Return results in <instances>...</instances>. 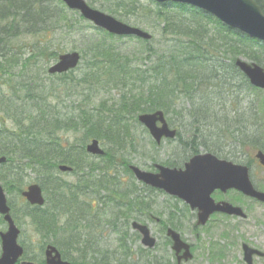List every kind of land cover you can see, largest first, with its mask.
Masks as SVG:
<instances>
[{"label": "trees", "instance_id": "obj_1", "mask_svg": "<svg viewBox=\"0 0 264 264\" xmlns=\"http://www.w3.org/2000/svg\"><path fill=\"white\" fill-rule=\"evenodd\" d=\"M253 1L264 13V0ZM150 2L155 7L144 6L140 0H117L115 7L107 10L120 18L131 14L140 21L154 19L163 25L161 38L158 44L153 36L150 41L136 40L142 42L143 53L140 58L134 55V61L122 56L106 39H91L80 51L81 63L86 65L81 82L90 95L109 88L118 89L120 99L116 105L101 103L92 110L79 109L77 116L72 117L58 109L60 101L55 98V88L67 91L66 80L74 78V70L54 75L56 83L46 91L39 76L28 70L37 55L32 53L22 58L17 51L23 39L42 38L51 30L50 26L63 23L67 19L64 5L60 0H0V86L3 87L0 88V157L6 158L0 165V182L9 196L11 215L20 228L24 259L28 261L44 264L31 251L33 240L30 234L26 235V228L39 237L40 253L45 244L51 243L71 264L79 261L92 264L93 258L96 264L100 263L95 257L93 240L97 226L95 208L85 202L87 190L91 189L99 198L97 192L101 190L122 197L121 191L116 192L121 188L114 175V161L121 160L124 172L130 175L125 155L128 149L137 153L140 146L133 132L140 113L161 110L175 128L170 114L181 102L190 105L185 117L188 122L181 124L187 132L186 139L178 135L179 152L171 156L181 160L177 164L199 152L218 155L232 146L264 151V126L260 119L262 113L259 114L262 107L257 108L256 101H247L249 94L245 89L252 87L234 66V60L240 57L264 68V44L192 7ZM100 8H104L102 4ZM39 55L54 61L58 56L56 52L47 54L44 50ZM27 102H30L28 106ZM6 120L11 121L12 128L5 125ZM69 132L77 135L74 143L65 137ZM93 139L106 146L103 157L94 158L85 153V144ZM151 145L156 148L153 142ZM150 159L156 161L153 156ZM252 162L250 159L246 164L249 166ZM60 164L73 168L70 175L76 177L75 183L59 178ZM162 164L175 166L176 163L167 160ZM28 173L35 175V183L42 188L43 207L30 206L20 197L28 183ZM135 205L144 203L138 204L133 198L131 209ZM167 215L162 232L167 225L175 227L172 223L177 219L175 214ZM0 224H4L1 216ZM120 248L126 255L128 248L124 239H120ZM139 253L142 259L147 255L145 250ZM104 263L108 264L109 260ZM150 263L172 264L160 255H151L142 262Z\"/></svg>", "mask_w": 264, "mask_h": 264}, {"label": "rangeland", "instance_id": "obj_2", "mask_svg": "<svg viewBox=\"0 0 264 264\" xmlns=\"http://www.w3.org/2000/svg\"><path fill=\"white\" fill-rule=\"evenodd\" d=\"M127 1L128 0H125V2ZM85 2L92 8L111 15L107 10L114 8L117 0H110V2H105V0H85ZM140 2L144 6L155 7L150 0H140ZM101 4L104 7L103 9L100 8ZM63 13L66 14L65 16L67 17L63 23L61 22L57 27L50 26L49 29L51 30L47 31L42 38L23 39L20 44L21 48H17V51L19 50V53L22 54V58H27L32 53L37 55L35 60L28 66V70H31L32 74L39 76V81L42 82L46 91L51 89L53 83H56V78L47 74L48 67L55 61L51 57L39 55V52L42 50L47 54L56 52L57 55L73 51L80 53L81 50L88 46L91 39L104 38L111 42L113 47L120 52L122 56H127L132 59V61H134V55H136V58L141 57L143 53L142 42L123 37H114L112 40L108 39L102 32L94 28L92 24L84 20L81 21L78 14L67 8L63 10ZM111 16L117 20L126 21L124 23L128 25L138 27L148 32L154 37L156 44L159 43L163 25L158 24L154 19L144 20L143 18V21L142 19L140 21L131 14L126 15V17L122 16L121 18L118 15L112 14ZM68 28H70V30H68ZM35 42H40V44H36ZM85 69L86 65L82 61L80 69H76L73 72L74 78L66 80L68 84L67 91L60 87L55 88V98L57 97L60 101L58 109L61 113L76 117L79 109L92 110L93 108H98L101 103L104 106L116 105L119 103L121 91L115 88L100 90L94 95H90L85 84L81 82L82 75L86 72ZM48 77L50 79H48ZM0 88L3 89L1 86ZM245 92L249 94L247 99L249 103L256 101L258 102L257 108H259V105L262 107L259 114L262 113L260 119L261 124L264 126V91L246 88ZM52 100V98H49L48 101L53 102ZM29 104L30 102H27L26 106ZM189 107L190 105L188 103L181 102L172 114H170L172 118L171 121L176 126L183 140L186 139L187 132L184 130L185 127L181 124L184 125L188 122L185 117L189 112ZM5 125L8 128H12L10 120H6ZM133 132L140 142V146L137 153L128 149L125 158L129 164L135 165L141 170L153 171L154 164H162L164 161H167L169 155L174 153L178 148V143L167 141L163 142L159 148H153L151 145V138L142 127L136 124H134ZM76 136L75 133L69 132L66 133L65 137L69 138V143H74ZM101 147L106 149V146L103 144ZM257 150L260 149L244 147L240 150L232 146L229 149H225L223 152L220 151L216 156L218 158H223L224 156L228 158L230 156L228 159H233L234 162L240 164L247 163L250 159H253V162L249 165L250 180L257 190L264 192V168L259 166L254 159V154ZM228 151L231 152V155L227 154ZM151 156L155 158V162L150 159ZM94 161L97 160L94 159ZM121 162L122 161L118 159L114 161V167H116L114 175L120 181L118 188H121V190H116V192L121 191L120 196L123 197V194H125V199L134 198L138 204L142 201L144 205H135V209H119L116 211L113 205H111L112 202H110V200L107 201L105 207L101 208L100 202L97 204V201H95V194L90 193L87 196L88 201L94 200L95 209H93V214L95 215L97 226L96 230H94L95 235L93 240L95 242V256L97 259L101 260L100 256L103 255L106 260H109L108 264H142V262L149 259V254L145 255L143 259L139 257V252L143 247L140 244V238L136 236L135 232H133L130 227L132 221H138L146 224L152 236L157 239L158 247L151 251L152 255L164 256L168 261L174 264L175 259L170 245L166 243L167 239L165 233L162 232V224H166L168 219L167 214L169 212H175L177 219L173 220L172 223L183 239L192 248V259L188 262H182V264H245L241 248L243 243L251 248L264 251V204L246 197H240L237 193L234 197L236 205L244 210L246 214L245 219L215 216L210 218L206 225L202 227L196 226L197 228H195L196 220L193 219L190 210L185 209L182 202H178L174 200V198L157 190L146 189L145 186L138 183L132 175H128L124 172V166ZM58 176L69 184L76 182L74 176L64 174H59ZM27 182L26 186L35 182V175L33 173H28ZM107 193H109V191H107ZM97 195H100V192H97ZM110 196L111 193H109L108 199H112ZM117 196L116 194L113 195L114 199H117ZM231 196H234V194H231ZM7 197L9 196L7 195ZM14 200L15 203L18 204V200ZM175 207L181 211L175 210ZM96 209L98 210L96 211ZM99 211L100 213H97ZM117 212L124 215L125 218L118 217ZM115 215H117V217H115ZM3 230H5V224H0V231ZM88 233L93 234V231H89ZM29 234L33 240L32 246H34L31 251L38 258H43V254L39 251V237L34 236L30 228H26V235ZM120 239H124L126 247L128 248L126 255L124 249L120 248ZM91 260L93 261L92 264H96L95 258ZM78 264L83 263L79 261ZM253 264H264V259L254 257Z\"/></svg>", "mask_w": 264, "mask_h": 264}, {"label": "water", "instance_id": "obj_3", "mask_svg": "<svg viewBox=\"0 0 264 264\" xmlns=\"http://www.w3.org/2000/svg\"><path fill=\"white\" fill-rule=\"evenodd\" d=\"M69 10L77 11L85 20L95 27L117 36H133L142 40H150L147 32L126 25L112 16L95 10L87 5L84 0H60ZM159 4L172 2L185 4L197 8L220 21L227 27L234 29L248 37L264 43V13L253 0H154ZM80 62L77 52H69L58 56L57 62L48 68V73L63 74L75 69ZM235 66L247 78L249 84L255 88L264 90V69L257 64L248 63L237 59ZM138 122L149 132L156 144L162 139H172L176 131L170 129L166 123L162 111L140 114ZM159 124V125H158ZM86 152L94 156L104 155L97 140H92L86 145ZM255 158L264 166V154L257 152ZM6 160L0 157V164ZM59 171L70 172L71 168L59 165ZM157 172H147L136 166H130L129 170L138 182L165 194L176 197L186 203L191 210L197 211V225H204L209 216L214 212L234 215L244 218L245 215L239 207L226 202L215 203L211 194L215 190L225 192L234 189L243 195L264 203V193L255 190L249 180L248 168L243 165H235L230 161L221 160L211 154H199L193 156L184 169L168 168L155 165ZM26 202L32 206H42L44 199L38 184H30L21 192ZM0 215L6 223V231L0 232L1 254L0 264H16L23 255V248L18 243L19 229L10 213L6 194L0 184ZM132 228L137 231L143 247L153 249L156 239L150 235V231L144 225L132 223ZM166 237L172 242L171 250L176 256V264L188 261L192 258L190 247L182 241L180 235L167 229ZM243 257L246 264H252L253 255L264 257V253L242 246ZM182 254L180 255V253ZM46 264H70L63 261L57 249L51 245L45 248ZM21 264H33L21 262Z\"/></svg>", "mask_w": 264, "mask_h": 264}, {"label": "flooded vegetation", "instance_id": "obj_4", "mask_svg": "<svg viewBox=\"0 0 264 264\" xmlns=\"http://www.w3.org/2000/svg\"><path fill=\"white\" fill-rule=\"evenodd\" d=\"M183 150H184V147L182 146V154L181 155H183ZM181 161V160H180ZM186 161H188V160H185L184 162H182L180 165H176V167L179 169V168H182L183 167V164L186 162ZM171 167H174V166H171ZM262 168H264V167H262ZM90 191H92L91 189H88L87 190V193H89ZM91 193V192H90ZM89 193V194H90ZM100 193H101V198H100V205H101V207H105V205L107 204V201L108 200H110V202H112V204L111 205H113V208L116 210V211H118L119 209H123V210H129V209H131V208H133L132 206H130V201L132 200V198H127V199H125L124 197H119V196H117V199L115 198L114 199V197H113V195H115V194H111V198L112 199H108V193L106 192V191H104V190H101L100 191ZM231 194H234V196H231ZM235 195H236V192L235 191H233V190H229V191H227V192H225V193H222V192H220V191H214L213 192V194H212V198L214 199V201L215 202H220V201H226V202H228V203H230V204H232V205H235ZM172 198H174V197H172ZM98 198H96V201H98L97 200ZM174 200H176V201H178V202H181V201H179V199H177V198H174ZM90 201H92V200H90ZM92 204V203H91ZM150 207V206H149ZM191 212V214H192V217H193V219H195V220H197V215H196V211H190ZM118 213V217H123L124 218V216H122L119 212H117ZM212 216H222V217H229V216H227V215H224V214H219V213H217V214H214V215H212ZM211 216V217H212ZM210 217V218H211ZM195 223H196V221H195ZM96 257V256H95ZM100 258H101V260H100V263L99 264H105L104 262H105V258H104V256L102 255V256H100ZM71 264V263H70ZM90 264H91V262H90Z\"/></svg>", "mask_w": 264, "mask_h": 264}]
</instances>
